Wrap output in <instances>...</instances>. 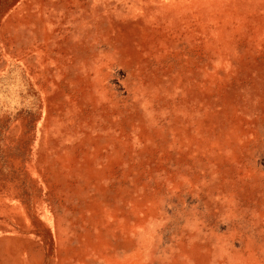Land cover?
Wrapping results in <instances>:
<instances>
[{"label": "rangeland", "instance_id": "rangeland-1", "mask_svg": "<svg viewBox=\"0 0 264 264\" xmlns=\"http://www.w3.org/2000/svg\"><path fill=\"white\" fill-rule=\"evenodd\" d=\"M0 4V264H264V0Z\"/></svg>", "mask_w": 264, "mask_h": 264}, {"label": "crops", "instance_id": "crops-1", "mask_svg": "<svg viewBox=\"0 0 264 264\" xmlns=\"http://www.w3.org/2000/svg\"><path fill=\"white\" fill-rule=\"evenodd\" d=\"M2 9V6H1V4H0V10ZM3 14V12H2V10L0 11V15H2ZM6 15V14H5ZM5 19V16H3V19H2V21ZM0 20H1V18H0ZM1 23V22H0ZM1 25V24H0Z\"/></svg>", "mask_w": 264, "mask_h": 264}]
</instances>
